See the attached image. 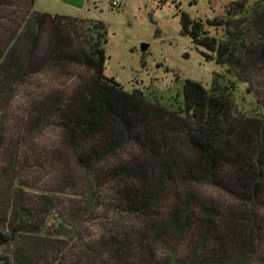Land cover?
<instances>
[{"label": "rangeland", "instance_id": "1", "mask_svg": "<svg viewBox=\"0 0 264 264\" xmlns=\"http://www.w3.org/2000/svg\"><path fill=\"white\" fill-rule=\"evenodd\" d=\"M82 1L34 0L32 11L86 21L75 26L76 34L72 32L68 48L65 27L53 31L48 26L36 39L38 45L28 69L0 88V223L10 220L17 207L29 211L30 220L27 230L13 235L6 247L10 260L11 252L18 247L26 253L27 264H147L148 257L141 250L148 246L156 264L174 260L177 264H264V233L251 237L250 242L231 243L229 238L224 259L216 260L211 259V255L219 256L215 242L196 241L190 236L179 240L173 234L153 243L138 239L146 226L136 216L118 209L110 194L112 182L103 176L97 184H87L100 198L91 197L86 203L90 195L81 196L86 184L61 159L59 125L45 118L43 111L50 98L71 95L90 79L91 72L77 60L68 61L64 67L38 60L46 48H55L56 55L79 56L87 21L100 22L103 28L98 32L106 56L104 75L126 91L135 89L156 96L162 103H173L176 94L181 98L184 88L200 96L201 90L211 88L214 78L222 85L220 75L227 68L226 62H218L216 53L182 31V14L199 23L245 17L242 25L238 20L231 21L230 30L238 35L229 65L231 80L238 84L237 93L245 97L246 108L254 100L264 111V60L256 57L264 49V12L253 8L256 0ZM113 1L121 7L113 6ZM242 2V7L235 6ZM69 3L84 7L72 9ZM3 12L0 10V15ZM204 28L217 38L225 34L224 24ZM19 32L11 47L26 42V30L21 28ZM143 43L148 45L144 51ZM11 64V59L5 60L2 70L9 71ZM191 127L196 126L192 123ZM119 156L126 158L123 152ZM192 187L198 199L217 207L219 214H226V207L238 212L241 203L246 208L244 200L211 182L195 181ZM168 204L159 209L160 214ZM259 205H255L257 220L264 214V207ZM41 222H48L46 230H38ZM63 222L67 226L63 227Z\"/></svg>", "mask_w": 264, "mask_h": 264}, {"label": "trees", "instance_id": "2", "mask_svg": "<svg viewBox=\"0 0 264 264\" xmlns=\"http://www.w3.org/2000/svg\"><path fill=\"white\" fill-rule=\"evenodd\" d=\"M33 3L34 0H0V10H4L0 15V88L28 69L42 32L49 27L53 31L65 27L68 48L72 32L76 34L75 26L86 21L32 11ZM12 6L18 10H9ZM235 6L242 7L243 2ZM254 7L264 12V0H256ZM233 19L239 25L246 21L245 17H228L199 23L182 14V31L216 53L218 62H226L227 68L220 75L222 85L214 78L211 88L201 90L200 96L184 88L181 98L176 94L173 103H162L156 96L143 95L135 89L126 91L104 75L106 56L102 34L98 32L103 28L100 22L87 21L79 56L56 55L55 48H46L38 58L59 67L77 60L91 72L90 79L79 84L71 95L50 98L43 111L45 118L59 125L61 159L86 184L81 194L90 195L86 203L99 197L95 189H89L90 183L97 184L101 176L108 178L118 209L136 216L146 226L138 239L153 243L173 234L179 240L190 236L196 241L215 242L219 256L211 255L213 260L224 259L229 238L231 243L250 242L251 237L264 233V214L258 220L255 216V205L264 207V111L254 100L246 108L245 97L237 93L238 84L231 80L229 65L238 42V35L230 30ZM211 24H224L225 34L220 38L211 35L204 28ZM21 28L26 30V42L11 47ZM52 37L53 33L50 40ZM256 57L264 60V49ZM7 59L12 60L9 71L2 70ZM186 84L191 85L189 81ZM201 180L244 200L246 208L241 203L238 212L226 207V214H219L217 207L194 194L192 184ZM105 196L110 197L108 193ZM166 203L165 212L160 214L159 209ZM10 218L0 223V264H27L23 250L15 248L10 260L6 247L13 235L27 230L29 211L17 207ZM47 223L41 222L38 230H46ZM141 252L147 255V264H156L148 246ZM166 264L177 263L174 260Z\"/></svg>", "mask_w": 264, "mask_h": 264}, {"label": "crops", "instance_id": "3", "mask_svg": "<svg viewBox=\"0 0 264 264\" xmlns=\"http://www.w3.org/2000/svg\"><path fill=\"white\" fill-rule=\"evenodd\" d=\"M84 2V0L82 1V3ZM68 7L72 8V9H76V10H81L84 6L82 5H78V4H73V3H69ZM54 15H58V14H54ZM61 16H67V15H61ZM71 16V15H69Z\"/></svg>", "mask_w": 264, "mask_h": 264}, {"label": "built area", "instance_id": "4", "mask_svg": "<svg viewBox=\"0 0 264 264\" xmlns=\"http://www.w3.org/2000/svg\"><path fill=\"white\" fill-rule=\"evenodd\" d=\"M112 5L119 8V7H121L122 4H119V3L115 2V1H113Z\"/></svg>", "mask_w": 264, "mask_h": 264}, {"label": "water", "instance_id": "5", "mask_svg": "<svg viewBox=\"0 0 264 264\" xmlns=\"http://www.w3.org/2000/svg\"><path fill=\"white\" fill-rule=\"evenodd\" d=\"M147 47H148L147 44H145V43L141 44V49H142V51H144Z\"/></svg>", "mask_w": 264, "mask_h": 264}]
</instances>
